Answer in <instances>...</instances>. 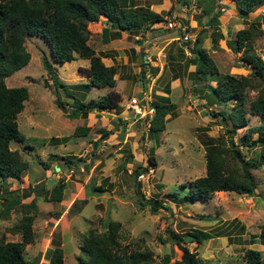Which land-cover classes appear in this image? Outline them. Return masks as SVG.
Segmentation results:
<instances>
[{
    "label": "rangeland",
    "instance_id": "374dc122",
    "mask_svg": "<svg viewBox=\"0 0 264 264\" xmlns=\"http://www.w3.org/2000/svg\"><path fill=\"white\" fill-rule=\"evenodd\" d=\"M134 2L150 7L154 3L156 11L169 9L167 19L185 25L191 39L196 34L200 36L202 46L214 59L219 73L206 79L193 73L195 65L188 61L193 54L188 48L183 47V53L179 50L184 44L183 38L175 28L168 26L167 20L156 23L160 27L154 29L124 30L117 36L111 30L108 35L90 31L89 43L101 53L105 64L116 66L114 89L120 93L119 108H88L86 114L79 112L72 116L74 100L97 105L109 87L77 86L90 79L84 70L89 59L77 56L55 61L46 39L38 34H27L24 44L30 59L6 76L5 82L8 86L26 85L28 88V97L17 114L25 139L10 143L27 159L28 167L22 177H9L3 182L7 191L0 192V236L7 240L20 239L21 232L11 229L23 213L19 203L35 197L34 240L25 244L26 264L46 263V249L55 244L64 248V264H78L82 233L89 228H104L110 218L122 223V243L134 247L139 243L153 251L154 260L149 264L160 263L162 258L167 260L164 264H176L181 258L182 249L168 229L183 235L182 243L197 251L202 264H246L247 247L260 250L264 261V244L258 240L264 224V153L258 157L260 165L252 168L257 183L253 194L217 190L207 201L187 202L182 198L185 188L181 186L205 173L202 142L206 138L220 136L225 144L231 145L229 137L232 136L246 158L255 155L257 148L241 141L247 125L234 126L217 113L223 108L230 110L231 102L209 103L201 96L200 89L204 93L206 85L216 83V75L221 73L248 75L251 72V66L241 59L242 52L233 49L232 39L237 29L247 27L252 21L257 24L256 21H262L264 3L248 12L245 20L238 14L233 0H216V9L222 11L218 26L213 27L198 24L199 18L205 23L208 16L196 6L195 0ZM172 13L175 16L172 17ZM105 18L100 15L98 20L103 22ZM260 23L263 32L254 37L253 43L256 53L264 59V23ZM152 44L158 48L151 49ZM45 60L67 84L66 88H56L44 66ZM144 66L146 71L141 76ZM168 85L170 92L167 93L164 89ZM262 85L249 87L248 95L251 98L258 95ZM139 90L145 93V106H149L157 93L168 95L175 104L166 114V127L157 134L148 132L147 115L135 121L133 109L126 107L130 97ZM57 99L67 101L65 107L58 105ZM246 115L248 124L261 121L256 114ZM84 124L89 127L87 133L76 135L75 128ZM227 127H234L236 132H228ZM251 135L256 136V132ZM150 149H153L156 164L144 172L145 177L140 181L144 197L154 200L155 211L151 210L150 201L144 205L138 203L132 178L136 163L149 164ZM60 155L71 157L74 164L71 167L64 164L61 170L54 171L53 166L65 159ZM48 162L49 166L45 167L44 163ZM58 178L66 180L63 198L60 201L45 199V189ZM94 185L105 189L97 190ZM175 191L179 194H173ZM13 198L19 203L6 210L7 201ZM196 229L206 231L209 237L201 242L193 240L188 232ZM187 235H191L188 240ZM252 237L254 242H251Z\"/></svg>",
    "mask_w": 264,
    "mask_h": 264
},
{
    "label": "trees",
    "instance_id": "16d2710c",
    "mask_svg": "<svg viewBox=\"0 0 264 264\" xmlns=\"http://www.w3.org/2000/svg\"><path fill=\"white\" fill-rule=\"evenodd\" d=\"M238 14L247 18L248 12L253 10L264 0H233ZM196 6L200 8L208 19L203 23L200 18L198 24L216 27L219 24V14L222 9H216V0H195ZM134 0H0V192L7 191V185L3 183L7 178H20L28 167V161L24 158L18 148H12V141H23L25 134L19 129L17 114L22 110L24 101L28 97L26 85L8 86L5 77L28 63L30 52L26 49L24 40L27 34H38L48 41L51 48V57L55 61H67L80 56L89 59V65L84 67L90 76L87 82L79 83L77 86H97L109 87L98 104L74 100L72 106V116L79 112L86 114L88 108L104 110L106 108H119L120 93L114 89L116 84V66L107 65L101 58V53L89 43L90 29L88 24L97 21L100 15H105L110 22V27L114 36L121 31L136 32L141 28H152L156 22L167 20L170 10L156 11L149 5L134 4ZM264 13V12H263ZM248 21V20H247ZM249 22L247 27L236 30L232 39V47L236 51H241V59L251 66L248 75L221 73L216 75V83H208L206 91L200 89L201 96H205L210 103L231 102L230 110L225 108L217 111L221 118L231 122L234 126L247 125L243 136L242 144L257 148L255 155L248 158L236 145L232 136L229 137L231 145L223 142L220 136L209 137L203 140L205 148L206 171L204 174L196 176L181 183L185 190L182 198L187 202L207 201L217 190H233L239 193L253 194L256 187L253 167L260 165L258 157L264 153V59L255 51L253 39L263 32L260 22ZM110 32L109 29H107ZM110 32V33H111ZM220 34V33H219ZM185 43V42H183ZM201 38L195 35L192 45H189L190 53L188 61L195 65L193 73L199 74L203 79L219 73V69L202 46ZM183 53V45L179 46ZM146 62H143L145 65ZM188 65V62L186 63ZM44 66L50 74L56 88L67 84L63 82L55 72L51 63L47 60ZM146 71L145 66L141 71V76ZM157 68L154 70V73ZM78 84V83H77ZM263 84L261 92L254 97L248 95L249 87H257ZM196 89V88H195ZM164 91L170 92L169 85ZM67 101L57 99V104L64 106ZM154 108L151 116L147 115L145 121L148 123L147 130L152 135L166 127V114L175 106L168 95L155 94L150 100ZM247 113L260 116L258 124H248ZM139 124V121H138ZM87 125H78L75 128L76 135H84L88 131ZM228 132H236L234 127H227ZM106 133L108 131H105ZM103 134H106V133ZM256 136L252 137V133ZM146 131L142 133L144 136ZM98 140L95 141V145ZM148 156L147 165L136 163L132 170L133 183L138 194V203L144 205L151 202L149 197H144L141 179L138 175L147 172L150 167L156 164L154 153ZM132 156V155H130ZM65 158L62 163H57L60 170L64 164L70 167L74 164L71 157L60 155ZM44 163L45 167L49 166ZM56 171L55 166H53ZM2 186H4L2 188ZM66 180L58 178L50 188L45 189L44 198L47 200L60 201L64 196ZM97 190H104L102 185H94ZM1 194V193H0ZM178 195V191L173 193ZM35 197L28 202H20L17 198L7 201L6 210L13 204L19 203L23 209L20 220L12 225L11 229L21 232L18 240H7L0 236V264H26L24 256L25 244L34 240L32 228L34 213L36 211ZM160 206H163L162 203ZM151 210H157L156 204H151ZM105 226V225H104ZM122 223L119 220L108 219L106 226L102 229L89 228L83 232L79 242L80 253L78 254V264H149L154 260L153 251L149 247H141L138 243L136 247L129 243H122L120 240V229ZM171 237L182 249V256L176 264H202L197 251L191 250L188 245L183 244L184 237L181 233L168 229ZM193 235V240L198 242L209 237L206 231L196 229L188 232ZM264 244V224L262 233L258 238ZM255 239L252 237L251 242ZM246 264H264L260 250L247 247L245 250ZM47 262L44 264H64V248L60 244L49 246L46 249ZM167 262L162 258L160 263Z\"/></svg>",
    "mask_w": 264,
    "mask_h": 264
},
{
    "label": "built area",
    "instance_id": "2783aa9c",
    "mask_svg": "<svg viewBox=\"0 0 264 264\" xmlns=\"http://www.w3.org/2000/svg\"><path fill=\"white\" fill-rule=\"evenodd\" d=\"M175 15H172V17ZM168 26L170 28H175L179 34L181 35V38H183V42H185L183 44V47L185 48V50L188 48L189 49V45H192L193 39L191 33L188 31L187 27L185 25H183L180 21H176V20H172L171 19H167ZM146 56V54H145ZM147 105V104H145ZM141 106L140 102H139V98L137 97V95H133L130 97V101L126 104V107H130L133 109V113H134V120L136 121L138 118H143L146 115L151 116L152 113L154 112V108L151 104H149V106ZM146 107V108H145ZM151 168V167H150ZM144 178L145 174L144 172L140 173L138 175V178Z\"/></svg>",
    "mask_w": 264,
    "mask_h": 264
},
{
    "label": "crops",
    "instance_id": "0c3cea01",
    "mask_svg": "<svg viewBox=\"0 0 264 264\" xmlns=\"http://www.w3.org/2000/svg\"><path fill=\"white\" fill-rule=\"evenodd\" d=\"M156 6V4H154V3H152L151 4V7L155 10V7ZM163 9L162 8H160V10L159 11H162ZM171 15H174L173 13L171 14ZM156 23H158V22H156ZM156 23H154L153 25H151V27H153V28H157V27H160V25H158V24H156ZM89 29H90V31H91V34H106V35H108L109 34V32L107 31V29H109V30H113L111 27H110V22L105 18V20L103 21V22H101V21H94V22H90L89 23ZM152 29V28H151ZM93 31V32H92ZM124 31V30H123ZM123 31H121L120 33L122 34L123 33ZM90 34V35H91ZM159 36V35H158ZM159 38H160V36H159ZM155 47V44H152L151 45V49H153ZM156 48V47H155ZM158 48V47H157ZM156 48V49H157ZM155 50V49H154ZM147 63V62H146ZM145 63V64H146ZM140 91V90H139ZM56 166V165H55Z\"/></svg>",
    "mask_w": 264,
    "mask_h": 264
},
{
    "label": "water",
    "instance_id": "95a60500",
    "mask_svg": "<svg viewBox=\"0 0 264 264\" xmlns=\"http://www.w3.org/2000/svg\"><path fill=\"white\" fill-rule=\"evenodd\" d=\"M137 97L139 98L140 105L143 106L146 103V99H145V96H144V91L141 90V91L137 92ZM71 111H72V108H71ZM55 168H56V170H58V169H60V166L56 165ZM190 236L191 235H187L185 237V239H187V240L190 239Z\"/></svg>",
    "mask_w": 264,
    "mask_h": 264
},
{
    "label": "clouds",
    "instance_id": "9594fccd",
    "mask_svg": "<svg viewBox=\"0 0 264 264\" xmlns=\"http://www.w3.org/2000/svg\"><path fill=\"white\" fill-rule=\"evenodd\" d=\"M136 95H137V94H136ZM144 96H145V93H144ZM145 99H146V98H145ZM145 104H146V103H145ZM145 104H144V105H145Z\"/></svg>",
    "mask_w": 264,
    "mask_h": 264
}]
</instances>
